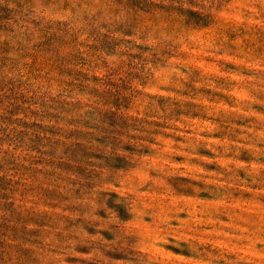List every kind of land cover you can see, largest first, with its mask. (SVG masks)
<instances>
[{"label":"rangeland","instance_id":"374dc122","mask_svg":"<svg viewBox=\"0 0 264 264\" xmlns=\"http://www.w3.org/2000/svg\"><path fill=\"white\" fill-rule=\"evenodd\" d=\"M0 264H264V0H0Z\"/></svg>","mask_w":264,"mask_h":264}]
</instances>
